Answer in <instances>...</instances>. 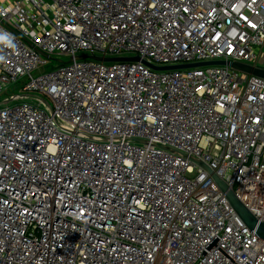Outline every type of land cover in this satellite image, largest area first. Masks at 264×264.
Masks as SVG:
<instances>
[{
	"label": "built area",
	"instance_id": "2783aa9c",
	"mask_svg": "<svg viewBox=\"0 0 264 264\" xmlns=\"http://www.w3.org/2000/svg\"><path fill=\"white\" fill-rule=\"evenodd\" d=\"M211 62L264 0H0V264H264L214 179L264 223V79L151 68Z\"/></svg>",
	"mask_w": 264,
	"mask_h": 264
},
{
	"label": "water",
	"instance_id": "95a60500",
	"mask_svg": "<svg viewBox=\"0 0 264 264\" xmlns=\"http://www.w3.org/2000/svg\"><path fill=\"white\" fill-rule=\"evenodd\" d=\"M93 59L97 61H106V62H120V61H127V59L117 58V59H109L104 60L98 57H77V59ZM131 61H138L137 58L129 59ZM228 65L229 67L262 78L264 79V71L256 70L248 66H244L241 64L236 63H225V62H211V63H203V64H194L188 66H179V67H172V68H155L151 67L157 71H167V70H177V69H189V68H197L203 66H225ZM148 66V65H147ZM216 184L220 187L221 191L226 194V198L229 201L231 207L237 214V216L241 219V221L245 224V226L250 230L253 231L254 234L261 240H264V223H259L234 197L232 191L228 190L227 187L217 178L214 177Z\"/></svg>",
	"mask_w": 264,
	"mask_h": 264
},
{
	"label": "rangeland",
	"instance_id": "374dc122",
	"mask_svg": "<svg viewBox=\"0 0 264 264\" xmlns=\"http://www.w3.org/2000/svg\"><path fill=\"white\" fill-rule=\"evenodd\" d=\"M55 59V57H53ZM65 62L67 61V58L64 57L63 59ZM58 64L55 62V61H48L47 62V65L45 67H41L38 71H35L33 72V76L34 77H37L39 76L40 74H44V73H48V72H51L53 70L54 67H57ZM27 83V79H22L19 81L18 84L16 85H11L7 91H5L4 94H2L0 96V101L5 99V98H8L12 95H15L17 93L20 92L21 88Z\"/></svg>",
	"mask_w": 264,
	"mask_h": 264
}]
</instances>
